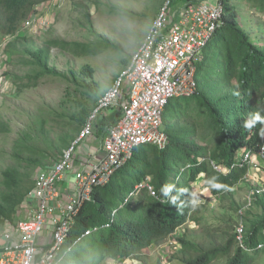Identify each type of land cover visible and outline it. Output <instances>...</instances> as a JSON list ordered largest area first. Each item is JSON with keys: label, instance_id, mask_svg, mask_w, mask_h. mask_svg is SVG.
Returning <instances> with one entry per match:
<instances>
[{"label": "trees", "instance_id": "1", "mask_svg": "<svg viewBox=\"0 0 264 264\" xmlns=\"http://www.w3.org/2000/svg\"><path fill=\"white\" fill-rule=\"evenodd\" d=\"M43 1L50 0H0V39L15 34L34 13L35 6ZM245 8L251 11V18ZM253 15L264 19V0L225 2L223 25L214 43L211 41L205 47L197 64L195 93L177 96L165 108L162 128L168 136L167 146H138L132 158L113 173L107 184L95 187L90 200L75 215L66 244L72 248L66 251L59 264H104L107 259L124 262L131 257L141 264H153L145 248L166 241L181 227L185 232L176 240L183 264H212L220 258H226L225 264H255L264 254V247H258L264 242V192L255 193L250 206L260 208L259 212L250 215V208L245 209L242 242H239L236 230L241 221L239 210L245 204H236L237 214L235 219L234 216L231 218L234 223L230 224L232 233L229 237L219 243L211 235L209 241L201 243L187 233L189 222L202 223L198 216L201 204L195 209L187 206L178 209L160 191L165 184H175L189 190L181 194V200L190 199L193 183L204 174L203 186L210 188L213 195L226 198L249 171V164L240 163L241 150L256 152L264 143V136L260 134L262 125L257 123L252 129L243 127L244 121L253 118L256 111L260 110V115L264 116V42L258 40L249 28L256 23ZM257 27L259 31L264 30V26ZM34 37L24 32L6 40L3 45L10 57L21 54V61L32 67L31 73L15 78L17 91L37 86L43 77L65 76L50 63L54 45L82 55L102 53L112 47L122 51L118 44L107 40L88 44L51 40L44 46L22 48ZM24 79L28 82L20 83ZM85 86L95 93L96 87ZM78 106L80 109L74 115L81 130L94 109L91 110L82 100L78 101ZM31 138L26 132L16 143V148L25 145L22 140ZM22 159L30 164H41L37 158ZM211 160L223 164L228 171L215 170ZM188 164L191 165L189 169L181 172V168ZM20 175L16 168L4 171V184L10 192L0 197L2 223L14 220L18 207L33 187L22 191ZM147 177L158 196H152L146 187L128 196L135 190V185ZM213 178L222 185L221 188L210 187L207 182ZM174 195L176 188L169 194V199ZM126 197L128 201L125 202ZM114 209L117 212L112 218ZM106 222L110 224L108 227H102L74 244L85 230ZM156 264L164 262L159 258Z\"/></svg>", "mask_w": 264, "mask_h": 264}, {"label": "rangeland", "instance_id": "2", "mask_svg": "<svg viewBox=\"0 0 264 264\" xmlns=\"http://www.w3.org/2000/svg\"><path fill=\"white\" fill-rule=\"evenodd\" d=\"M165 1L59 0L45 9L40 5L37 16L46 21L48 27L40 32L42 36L34 37L31 43L22 48L44 46L51 40L85 44L107 40L118 44L122 51L112 47L102 53L82 55L54 45L51 47L50 63L59 72L65 73V76L43 77L37 86L23 87L20 91L16 90L14 80L31 73L32 67L21 61V54L10 57L6 53L4 42L7 37H14L13 34L4 35L0 39V197L3 193L10 192L4 184L5 170L16 168L20 172V189L25 191L34 184L35 176L41 168L53 165L63 150L71 146L80 132V125L74 115L80 109L78 101L82 100L91 110L95 109L96 102L112 85L119 72L129 65L132 54L144 41ZM182 3L181 0H173L170 7L177 8ZM246 12L251 18V11ZM252 19L256 23L252 29L250 25L251 32L264 42V30L259 31L257 27L264 26V19L257 15H253ZM23 30L20 31L21 34ZM45 31L47 32L44 34ZM205 50L204 48L202 52ZM24 82H28V79L20 81ZM86 84L96 87L95 93ZM26 132L32 138L29 141L22 140L25 145L16 148V143ZM243 152L244 149L240 154ZM28 157L39 159L41 164H30L22 159ZM253 160L256 162L255 168L250 164L245 178L223 199L203 186L204 174H200L193 183V190L199 196L201 207L198 209V216L202 218V223L189 222L187 233L191 237L201 243L209 241L211 235L219 243L229 237L232 233L230 224L234 223L231 218L234 216L235 219L237 214L235 205L245 204L249 192L263 178L264 160ZM248 210L251 215L259 212L260 208L253 206ZM5 228L6 221L0 222V235ZM184 232L185 228L181 227L166 241L145 248L153 264L159 258L164 264H183L179 259L180 246L176 238ZM225 263L226 258H220L212 264ZM104 264L141 263L131 257L124 262L107 259ZM255 264H264V254L259 256Z\"/></svg>", "mask_w": 264, "mask_h": 264}, {"label": "built area", "instance_id": "3", "mask_svg": "<svg viewBox=\"0 0 264 264\" xmlns=\"http://www.w3.org/2000/svg\"><path fill=\"white\" fill-rule=\"evenodd\" d=\"M58 1L50 0L36 5L33 15L24 22V28L41 35L40 32L48 25L37 16V10L40 5L45 9ZM226 1L228 0H185L175 12L170 7L173 0L165 1L144 41L132 54L129 65L119 72L112 85L99 98L77 138L63 150L53 165L37 172L34 187L28 193L32 213L29 217L21 218L14 230L5 232L6 242L0 248V264H59L66 251L72 248L66 244L75 215L90 200L95 187L107 184L113 173L132 158L138 146H167L168 136L162 128L165 108L171 99L195 93L197 64L203 49L223 25ZM19 32L12 36H17ZM12 38L9 36L6 39ZM126 84L129 87V98L122 103L121 116L107 129L103 144L104 156L89 169L76 172L75 193L66 202H61L57 199L59 192L56 186L72 167L76 145L92 134L93 122L102 109L119 104ZM254 158L264 160V143L258 146L256 152L244 149L240 163H248L255 168ZM210 162L215 170L228 171L223 164L214 160ZM190 166L188 164L182 167L181 172ZM258 170L262 168L259 167ZM142 187H146L152 196H158L148 177L138 182L135 190L128 196ZM263 192L264 170L263 178L258 180V184L249 192L245 206L239 210V242L243 240L245 207L251 206L255 193ZM126 201L128 197L125 198ZM116 212L117 209H114L112 218ZM48 223L52 226V241L48 248L41 250L39 237ZM109 225L106 222L85 230L74 240V244ZM258 247H264V242Z\"/></svg>", "mask_w": 264, "mask_h": 264}, {"label": "crops", "instance_id": "4", "mask_svg": "<svg viewBox=\"0 0 264 264\" xmlns=\"http://www.w3.org/2000/svg\"><path fill=\"white\" fill-rule=\"evenodd\" d=\"M181 1L183 3L185 2V0H181ZM179 7L171 8V10L175 12ZM128 98H129V87L126 84L122 90L119 104L102 109L95 117V120L93 122L92 134L76 145L73 154L72 167L67 171L63 179H61L56 186L59 192V196L57 199L60 200L61 202H66L69 199L70 195L75 193L76 172L79 170L89 169L92 166V164L96 163L104 156L105 152H104L103 144H104V138L107 133V129L114 121H116L121 116L122 103L126 101ZM45 168L43 167L41 169H45ZM31 209H32V205L31 202L28 200V195H27L24 201L22 202V204L20 205V207L18 208L14 220L12 222L9 221L6 222V228L4 232L1 233L0 235V248L6 242L4 238L5 232L9 230H14L16 228L17 222L21 218L29 217L32 213ZM51 241H52V226L50 225V223H48L45 231L39 237L40 249L45 250L46 248H48Z\"/></svg>", "mask_w": 264, "mask_h": 264}, {"label": "clouds", "instance_id": "5", "mask_svg": "<svg viewBox=\"0 0 264 264\" xmlns=\"http://www.w3.org/2000/svg\"><path fill=\"white\" fill-rule=\"evenodd\" d=\"M40 3H42V2H40ZM24 22H23L22 25H24ZM22 29H24L23 31L25 33L29 32L32 35H35V36H38V37L43 35V34L37 35V34L33 33L31 30L25 29L24 26L23 27L21 26L16 32L21 31ZM24 32H22V33H24ZM46 32L47 31H45L44 34ZM18 35H21V33L19 32ZM257 123H259L260 125H262V127L260 129V134H261V136H264V116H261L260 115V110L256 111V113H255V115H254L253 118L245 120L244 123H243V127L247 128V129H252ZM249 169H250V164H249ZM207 183L210 185V187H212L214 189H219V188L222 187L221 184L215 182V178L209 180ZM173 188H176V195L171 196V198L169 199V194L172 192ZM160 191H161L162 196H164L165 198H167L170 204H176L178 209H181V208H183L185 206L190 207L192 209H195L196 207L199 206V196H198V194L195 191H191V198L190 199H184V200H181L180 197H181V194L184 191H189L187 188H178V187H176L175 184H165L164 186H162V188H161Z\"/></svg>", "mask_w": 264, "mask_h": 264}]
</instances>
